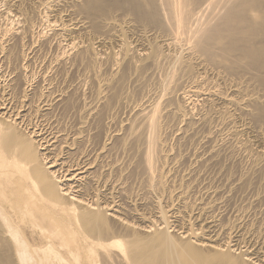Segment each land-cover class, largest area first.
Listing matches in <instances>:
<instances>
[{
  "label": "bare ground",
  "instance_id": "bare-ground-1",
  "mask_svg": "<svg viewBox=\"0 0 264 264\" xmlns=\"http://www.w3.org/2000/svg\"><path fill=\"white\" fill-rule=\"evenodd\" d=\"M7 1L10 5L4 17L8 22H5V27H0V54L6 56L5 53L12 52L14 45L10 49L8 45L13 38L19 39L18 47L15 40L13 42L17 48L22 46L24 53H40L37 50L45 49L40 47L46 29L38 32L36 28L47 25L48 29L55 30V34L52 39L43 41L45 50L52 56L49 62L46 60L49 65L45 64L44 72L34 71L29 64L31 60L28 64L20 63V85L23 89L22 94L19 92L21 99L17 101L19 108L14 105V97L20 91L17 88L18 91H14V86L18 85L8 84V91L4 90L7 97L0 101V264H264L257 248L251 253L246 247L251 240H242L243 232L239 235L244 221L236 220L235 226L227 228L221 224L220 214H214L218 201H212L214 198L211 197L219 195L217 186L215 189L204 187L205 184L201 187L207 168L212 169L211 166L223 153L240 152L245 155L251 161L252 174L253 171L261 172L259 169L262 167L264 169V0ZM17 17L21 18L20 27L10 22ZM53 40L57 41L56 47ZM62 40L67 41V49L62 47ZM133 41L136 45L132 44ZM95 45L101 47L100 51ZM114 47L118 48L119 54ZM69 59L73 62H69L70 67L82 69L86 75L80 73L82 71L76 74L88 77L92 81L89 85L93 84V90L90 87L92 96L86 95L88 99L91 96L90 101L86 99L83 107L77 105L81 108V116L76 112L78 118L74 113L77 115V120L73 119L77 122H74L80 121L79 125L73 122L75 128L78 125L77 130L70 131L69 127L66 130V126L61 128L54 123L58 120L56 116L57 120L53 121L54 106L59 101L63 103L69 93L67 97L72 99L67 98L69 102L66 105L81 103L74 101L82 100L80 95L85 92L81 90L84 94L77 95L76 84L72 89L75 88L80 99L73 94L74 99L71 92L67 95L63 91L54 93L53 90L59 86L57 84L52 89L55 78L51 76L50 79L47 74L54 64L66 66ZM72 72L76 79L75 69ZM66 75L64 81L67 80ZM38 76L42 77L43 85L40 88L35 86L37 89L34 91V79ZM80 78L84 81L83 77ZM196 100L203 102L197 111ZM103 105L107 109L113 107L114 110L119 106V109L128 111L127 117L121 121L112 114L120 124L115 122L117 129L110 130L111 133L104 134L105 137H102L103 131L101 134L100 130L93 132L90 129L91 121H97L98 117V125L93 124L98 127L104 121L101 117L106 115L105 112L112 111L106 110L101 116L98 111ZM101 111L103 114V109ZM109 117L112 118L108 116L107 120ZM169 122L170 125L175 122V126L170 127ZM99 128L106 131L104 125ZM168 130L177 138L176 143L184 148L191 147L189 152L187 149L191 153L187 155L191 156L187 160L189 162L185 160V150L182 156L180 149L176 153L175 146L167 141L168 136L171 138ZM248 134H253L260 144L255 145L256 142L248 137L242 138ZM115 137L116 144L123 151L134 150L133 157L140 153L137 156L140 157V168H134L136 173L142 168L146 174L145 187L147 185V191L153 195L149 201L154 209L152 215L135 208L131 210L142 224L123 217L126 209L114 201L115 194L123 185L118 176H114H117V181L110 175L102 177L94 170L105 158L114 157L115 154L111 156V153L119 148L114 145ZM93 145H97L93 149L95 155L89 159L88 154H93L89 147L93 148ZM77 150L85 158L81 163L70 159L73 154L76 157ZM119 160H111L113 163L107 169L108 174L118 167ZM128 160L125 162L127 166ZM126 167L128 169L129 166ZM64 168H67L66 174L60 172ZM131 168L134 172L133 166ZM142 169L140 174L144 173ZM119 170L120 175V172L124 174L127 171ZM222 170L220 168L216 173L222 174ZM208 173L210 175L211 172ZM252 174L249 177L240 175L231 182L240 184L245 177L252 178ZM262 174L264 176V172ZM209 177L212 176L206 178ZM254 178L256 182L257 178ZM244 181L242 185L247 183ZM208 183L205 186H210ZM224 186L219 185V188L222 190ZM239 186L236 191L241 190ZM196 188L207 197L206 201L209 197L211 199L201 206L199 204L198 208L189 201L190 191ZM245 189L241 191H247ZM258 197L255 200H259ZM103 198H106L104 202L101 201ZM167 202L168 206L165 205ZM127 208L132 209L131 206ZM194 209H198L197 212L194 213ZM235 233L237 240L234 237L236 244H233ZM224 237L226 239L220 243ZM255 254L258 257H254Z\"/></svg>",
  "mask_w": 264,
  "mask_h": 264
},
{
  "label": "rangeland",
  "instance_id": "rangeland-1",
  "mask_svg": "<svg viewBox=\"0 0 264 264\" xmlns=\"http://www.w3.org/2000/svg\"><path fill=\"white\" fill-rule=\"evenodd\" d=\"M4 4H3V3ZM0 10H1V12H0V25L1 24H3V25H1L0 27L1 28H3V26L5 27L6 26V23L8 22L7 20H6V18L4 17V12H5V10H7V8L9 7V5H10V2L9 1H7V0H0ZM8 5V6H7ZM3 10V11H2ZM3 13V14H2ZM3 18V19H2ZM13 19V20H12ZM11 20L13 21H10L12 24H13V26H15V27H20L21 26V18H19V17H17V18H12ZM16 19V20H15ZM5 20V21H4ZM2 21V22H1ZM6 22V23H5ZM5 23V24H4ZM20 24V25H19ZM45 27V28H44ZM43 29V31H44V29H46L45 30V33H44V35H46V36H44V40L46 41V38H47V40L48 39H52L53 37H54V34H55V30H52L50 27H49V29H48V26L47 25H45V26H43V27H40V28H36V31H40V30H42ZM48 29V30H47ZM51 29V30H50ZM15 41H14V40ZM12 40L15 42V44L19 41V39L18 40H16L15 38H13ZM43 40V41H44ZM133 40V39H132ZM131 40V41H132ZM11 42L12 43V45H11V43H9V45H8V48L10 49V47H13V45H14V49L12 50V48H11V51L13 52L14 50L17 52V56L15 55V51L13 52V54H12V52H7V53H5V54H7L6 56L4 55V54H0V66H1V71H0V101H2L1 99H3L6 95H5V91L4 90H6V91H8L7 90V88H8V84H12V86H14V85H18V86H14V91H18V90H20V91H18V93L17 92H15V94L14 95H16V93H17V95L14 97L15 98V102H14V105H15V108L16 109H18L19 108V101H20V99H21V94H22V89H23V87H21V86H23V85H20V84H22V78L20 77V67H21V65H20V63L21 64H23V62H30V60L34 63H29L30 65H32V68H33V70L34 71H38V72H42L43 70L45 71L46 69H44V67L46 68L48 65H49V61H50V57H52L51 56V54L49 53V55H48V53H47V51L45 50L46 49V46L43 44L44 42L42 41V47H40V49L41 48H45L44 50L43 49H41V50H37V52H40V53H42V55L40 56V53H36V51H26L27 53H24V51L22 50V46H19L20 48H17L18 47V45L17 44H20L19 42L16 44L17 45V47H15L16 45L14 44V42ZM29 42V41H28ZM53 44H55L54 46L56 47L57 46V41L56 40H53ZM53 44H52V47H54L53 46ZM65 44V45H64ZM133 45H136V43L133 41V43H132ZM11 45V46H10ZM44 45V46H43ZM66 46H67V41H65V40H62V47H64V48H66ZM95 47H96V50L97 51H100V48L101 47H99L98 45H95ZM115 48V47H114ZM113 48V49H114ZM17 49V50H16ZM67 49V48H66ZM22 50V51H21ZM118 54H119V51H118V48H115L114 49ZM8 51H10V50H8ZM21 51V52H20ZM52 51H54V50H52ZM31 52V53H30ZM18 53H21L20 55L18 54ZM24 53V54H23ZM35 53H36V55H35ZM47 53V55H45ZM12 54V55H11ZM75 55V52L74 53H72V55H71V57H73L74 55ZM8 55L11 57V59H10V57L9 58H7L8 57ZM15 55V56H14ZM19 55V56H18ZM43 55H45V56H43ZM4 56H5V58H4ZM12 56H13V58H12ZM22 56V57H21ZM29 56V57H28ZM39 56H40V58H39ZM15 57H17V59L15 58ZM26 57V58H25ZM48 59H47V58ZM22 60H21V59ZM24 58H25V61H23L24 60ZM39 58V59H38ZM4 59V60H3ZM7 59V60H6ZM12 60V61H10V60ZM20 59V60H19ZM71 59V58H70ZM68 60V62H67V64H69V62H70V64H72L73 62L71 61V60ZM5 60H6V62H5ZM42 60V61H41ZM48 62H47V61ZM19 64H18V63ZM5 63H7V64H5ZM17 63V64H16ZM27 63V64H28ZM41 63V64H40ZM45 64L47 65V66H45ZM60 64V63H59ZM54 64V66H53V69H49L48 71H47V74H48V77L50 78L51 76V78L53 79V78H55V79H53V86H52V89H54V87L57 85V86H59V88L57 87H55L56 89H54L53 91H54V93H58V91H59V93H62V91H63V93H65L66 95L69 93V92H71L72 94H71V96L73 95V94H75V96H77L78 95V93L79 94H84V92H85V94L83 95V96H81L80 95V98L82 97V100H76L75 98V96L73 95L72 97L75 99V101H74V103L76 102V101H78V102H81V103H78V104H73V103H71V105L72 106H70V105H66V104H68L67 102H69V100H70V98L69 97H67V96H65V98L64 99H66V100H64L63 99V103L65 104V106H68V108L65 110V106L63 107V103H62V101H59L57 104H55V106L56 105H58L57 106V110L55 109V106H54V109H53V113H54V119H53V121L54 120H57V121H54V123L57 125V126H60L61 128H63L64 126H66V128L64 127V129H66V130H68L69 128V131L70 130H77L76 128L78 127V125H79V120H81V119H78V123H75V122H77V121H75V120H77V113L76 112H78L79 113V115L81 116V108H77L79 105H81V106H79V107H83V105H84V103H86L87 101H86V99H88V97L86 96L87 95V93L88 94H90L91 96H92V90H93V84H91V85H89L90 83H92V81L90 82L89 81V78L88 77H84L82 74H81V76H79L80 75V73H83V74H85V72H84V70L82 71V69L80 70V69H76L75 67L73 68V67H70L71 65L69 64V65H67L66 64V66L64 65V64ZM5 65V66H4ZM19 66L18 68L16 67V66ZM39 65H40V67H39ZM57 65H59V69H61V70H59L58 68H57ZM64 66V67H63ZM35 67V68H34ZM56 67V68H55ZM61 67V68H60ZM66 67H68L67 68V70H66ZM16 70H15V69ZM65 68V70L63 71L64 72V76H65V74H67L66 76H67V80H63V73H62V69H64ZM7 69V70H6ZM13 69L16 71H13ZM55 69L59 72V73H61L62 74V77H61V74H60V76H58L57 75V71L55 72ZM72 69H73V71H74V69H75V73L74 74H76V72H79V71H82V72H80V73H77V74H79V75H77L76 76V79H75V77H74V75H73V72L71 73V71H72ZM69 70V71H68ZM43 71V72H44ZM61 71V72H60ZM67 71L70 73V74H68L67 73ZM10 72V73H9ZM15 72V73H14ZM19 72V73H18ZM52 72V73H51ZM66 72V73H65ZM3 73V74H2ZM14 73V74H13ZM17 73L19 74V78H18V76H17ZM6 74V75H5ZM11 74V75H10ZM55 74V75H54ZM72 74V75H71ZM57 75V76H56ZM86 75V74H85ZM22 76V75H21ZM24 76V75H23ZM54 76V77H53ZM71 76V80L69 79V77ZM72 76L74 77V79L72 78ZM17 78L18 80H17V82H19V84H17L16 83V81H14V80H16L15 78ZM57 77V78H56ZM59 77H61V78H59ZM79 77H83L84 78V81H83V79H79ZM14 78V80L12 81V79ZM39 78V79H38ZM38 78L36 77L35 79H34V91L37 89H35V86L37 87L38 86V88H40L43 84V79H41L42 77H39L38 76ZM50 78V79H51ZM86 78H88V80L86 79ZM10 79V80H9ZM21 79V80H20ZM60 79V80H59ZM75 81L74 83H70V81ZM36 80V81H35ZM42 80V81H41ZM58 82H57V81ZM87 80V81H86ZM10 81H11V83H10ZM67 81H69V82H67ZM89 81V82H88ZM4 82H5V84H4ZM21 82V83H20ZM38 82H39V84H38ZM41 82V83H40ZM59 82H60V84L61 85H59ZM62 82V83H61ZM65 84H64V83ZM77 82V83H76ZM80 82H82L81 84H80ZM85 84H84V83ZM88 82V83H87ZM71 85H70V84ZM78 83L80 84V85H78ZM14 84V85H13ZM37 84V85H36ZM41 84V85H40ZM68 84L70 85V86H68ZM77 84V85H76ZM84 84V85H83ZM6 85V86H5ZM19 85H20V87H19ZM40 85V86H39ZM76 85L77 87H75L76 88V90L78 91H76L75 90V88L74 89H72L74 86ZM3 86V87H2ZM66 87V89L68 90H66L65 89V87ZM68 86V87H67ZM79 86V87H78ZM81 86H83V87H81ZM6 87V88H5ZM60 87H61V89H60ZM70 87V88H69ZM82 89H81V88ZM92 88V90H91V88ZM16 88L18 89V90H16ZM63 88H64V90H63ZM134 88V87H133ZM132 87H131V89H133ZM61 90V91H60ZM72 90H74V91H72ZM81 90L82 91H84V92H82L81 93ZM88 90V91H87ZM3 91V92H2ZM56 91V92H55ZM65 91V92H64ZM75 91L77 92V95H76V93H75ZM90 91H91V93H90ZM19 92H21V94L19 93ZM74 92V93H73ZM4 93V94H3ZM33 95V94H32ZM18 96V97H17ZM35 96V95H34ZM70 96V95H69ZM89 96V95H88ZM91 96H90V99H91ZM7 97V96H6ZM6 97L4 98V99H6ZM17 97V98H16ZM86 97V98H85ZM20 98V99H19ZM69 100H68V99ZM79 98V96H77V99ZM79 98V99H80ZM85 98V99H84ZM34 99H35V97H34ZM72 99V98H71ZM73 99V100H74ZM84 99V100H83ZM90 99H88V102L90 101ZM73 100H71V102L73 101ZM18 101V102H17ZM66 101V102H65ZM83 101V102H82ZM202 100H196V105L197 106H195V110L197 111V109L199 110L200 108H202V106H203V102H201ZM17 103V104H16ZM62 103V104H61ZM77 103V102H76ZM202 103V104H201ZM59 104H61L60 106H59ZM78 105V106H77ZM70 106V107H69ZM76 106V107H75ZM201 106V107H200ZM59 107V108H58ZM72 107H73V109H72ZM105 107V105H103V108L100 106V108H101V110L103 109V114H101V110L100 111H98V112H100V115L102 116H104V112L106 111V110H108L109 111V109L111 110L112 109V111H109L110 113H111V115H109L110 113L108 112V113H106L105 112V118L104 117H101V119L103 118V120L104 121H102L101 122V125L100 126H98V127H101L102 125H104V128H105V130L106 131H104V130H102V128H99L98 129V127H96L97 125H98V117H97V121L95 120V121H91V124L92 125H90L91 126V128L90 129H92L91 131H93V132H96V131H101V134H102V131H103V134H102V137H105L106 135H109L110 133H111V131L112 130H114V129H117V128H115V126L114 125H116L115 124V122H116V119L115 118H117V121H121L122 119H124V118H126L127 117V109H122L121 110V108L119 109V106L118 107H115L114 108V110H113V107H111V108H104ZM77 108V109H76ZM99 108V109H100ZM118 108V109H117ZM61 109V110H60ZM78 109H79V111H78ZM98 109V110H99ZM117 109V110H116ZM77 110V111H76ZM119 110V111H118ZM55 111V112H54ZM56 111H57V113H56ZM62 111V112H61ZM74 111V112H73ZM117 113H116V112ZM69 113V115H68V113ZM73 112V113H72ZM77 114V115H75V114ZM57 114V115H56ZM61 114V115H60ZM64 114V115H63ZM115 116V118H113V115ZM116 114V115H115ZM67 115V116H66ZM70 115H72V117L70 116ZM73 115H75V116H73ZM79 115H78V118H79ZM99 115V116H100ZM56 116H57V119H56ZM58 116H59V118H58ZM98 116V115H97ZM108 116H111L112 118H108V120H107V117ZM62 117V118H61ZM65 117L67 118V119H65ZM68 117H69V119H68ZM64 118V119H63ZM81 118V117H80ZM100 118V117H99ZM61 119V120H60ZM73 119H75V120H73ZM110 119V120H109ZM113 119V120H112ZM61 122H60V121ZM71 120V121H70ZM106 120V121H105ZM115 120V121H114ZM65 121V122H64ZM75 121V122H74ZM112 121H114V122H112ZM61 124H60V123ZM73 122H74V124L76 125V124H78L77 126H76V128H75V126H74V124H73ZM93 122V123H92ZM97 124H96V123ZM103 122H105V123H103ZM109 122H111V123H109ZM72 123V124H71ZM114 123V124H113ZM117 123V122H116ZM172 123V122H171ZM93 124H95V125H93ZM107 124V125H106ZM108 124H109V126H108ZM118 125L120 124V122H118L117 123ZM169 125H170V122L168 123ZM173 124V125H172ZM171 125H170V127H174L175 126V122H173ZM62 125H64L63 127H62ZM71 125H73V126H71ZM118 125H116V127H118ZM96 127L95 129H94V127ZM168 126V125H167ZM176 126H178L177 125V123H176ZM69 127V128H68ZM111 127H114V128H111ZM74 128V129H73ZM109 128V129H108ZM98 129V130H97ZM96 130V131H95ZM107 130H108V132H107ZM202 130H204L205 132H207L208 130H206V129H202ZM169 131V135H171V138H170V136H168V138L169 139H171V140H168V138H167V141L168 142H170L169 144L170 145H173V147L175 146V151H176V153H177V151L180 149V151H181V153H179V154H181L182 156H183V154H184V152L186 151V153H185V160L187 161V160H189V159H191V156L189 157V156H187V155H190L188 152H189V150H190V148L191 147H189V148H186V146H185V148H184V146L182 147L181 145H179L180 143H176V140L175 139H177L176 137H175V135H173V133L171 134V130H168ZM204 131H202V132H204ZM104 132H106V133H104ZM123 132V131H122ZM104 134H105V136H104ZM123 134V133H122ZM250 134V133H249ZM243 135L242 136V138H244V139H247V137H248V139H251V140H253L254 142H256L255 143V145H259L258 144V141H257V139H254L255 137L253 136V134H251L252 136H250V135ZM246 136V137H245ZM251 137V138H250ZM103 139V138H102ZM114 139V141L117 139L116 137L115 138H113ZM113 139H112V145H113V143H114V141H113ZM172 141V142H171ZM177 142H178V140H177ZM97 143H99L98 141H97ZM116 143H118L117 141H115V144L114 145H116V147H119V145L118 144H116ZM100 144V143H99ZM113 145V150H115V146ZM118 145V146H117ZM178 145H179V147H182V148H179L178 147ZM97 147V145H93V148H92V146L91 147H89V149H90V151L93 153L92 155H91V153L90 154H88V158L89 159H91L94 155H95V152H94V147ZM115 147V148H114ZM178 147V148H177ZM188 147V146H187ZM256 147V146H255ZM120 148V147H119ZM119 148H116V151H115V153H114V151L111 153V156L113 155V154H115L114 155V157L112 156V157H110V158H105L107 161H105V159H104V161L102 162V163H100L98 166H96L95 167V171H98V172H96L97 174H99V175H101L102 177H103V175H104V177H108L109 175V177H111L112 179H113V177L115 176V175H117L118 176V178H119V181L120 182H122V188L120 189V190H123L122 192H124L123 194H121L122 192H120V190L119 191H117V193L115 194V197L113 198L114 199V201L117 203V204H119L120 206H122L124 209H126V211L125 212H127V213H125L124 215H123V217H125L126 219L128 218V220H130V221H132V222H136V220H137V222L136 223H138V224H142L141 223V221H139L137 218L135 219V216H133L132 215V213H131V210L132 211H134L135 209L137 210V211H139V212H141V211H143V213L145 212V213H148V214H153V211H154V209L152 208V206H153V204H150L151 203V201H149V200H152L151 198L153 197V195H151L148 191H147V185H146V187H145V183L147 182L146 180H145V178L144 177H146V176H144V175H146L145 174V172L143 171V169H142V172H144L143 174H140L141 173V169H138L137 170V173H136V169L134 168L135 166L137 167V168H140L139 167V164H138V162H139V158H137V156H138V154H140V153H136L137 154V156H135V157H133V155L132 154H134L135 155V152H134V150H133V152L131 151L130 152V150H128V153L126 152V151H123V149H119ZM184 148V149H183ZM118 149V150H117ZM182 149V150H181ZM187 149H188V152H187ZM80 150V149H79ZM79 150H77V152H76V157H75V154H73L72 155V157L70 158L74 163H81V162H83L84 160H85V158H84V156L83 155H81V154H78V153H80L79 152ZM93 150V151H92ZM185 150V151H184ZM183 151V152H182ZM116 152H117V154H116ZM130 152V153H129ZM137 152V151H136ZM125 153H126V155H125ZM229 154H230V152H228ZM234 152H231V155H229V154H227L226 155V153L224 154H222L221 155V157H218V159H216V162H215V164H213L212 166H211V168L212 169H210V167H208L207 168V170H208V172H211L210 173V175H209V173L207 172V170H206V173L204 174L205 175V178L202 176V179L204 180V181H202L201 182V187L205 184V185H207V183H208V185H210V186H205L204 185V187H212V189L214 188L215 189V187L217 186V188L220 190V193H219V195L217 196V195H215V196H217V198L215 197V196H212L211 197V199L212 198H214V199H212V201L213 200H216V201H218V203L216 202V207L214 208V210H213V212H214V214H220V216H221V220H220V222H221V224H223L224 226H226L227 228H229V227H233V226H235V224H237L238 222H239V220L240 221H244L243 222V228H242V230L239 232V235L241 234V232H243L241 235V238L243 237V239L242 240H246L247 242H249L250 240V242H249V245H246V247L248 248L249 247V250L251 251V253L254 251V249L255 248H257V250H258V252H260L259 253V255H260V260H264V183H260L259 181H263V177L264 176H262L263 174V172H264V169H263V167L262 168H260L259 169V171H261V172H254L253 171V174L251 173V164H249V163H251V161L248 159V158H245V155H242V153H240V152H236V153H234ZM127 154H128V157H127ZM132 155V157H133V159L130 157L131 155ZM78 155H80V156H78ZM130 155V156H129ZM233 155H234V157H233ZM240 155H242V156H240ZM224 156V157H223ZM226 156V157H225ZM236 156V157H235ZM83 157V158H82ZM125 157L127 158L126 160H125ZM130 157V158H129ZM74 160H73V159ZM77 158H79V159H77L78 161H76V159ZM116 158V159H115ZM135 158H137V159H135ZM229 158V159H228ZM84 159V160H83ZM121 161H120V160ZM129 159V160H128ZM220 159H222V160H220ZM236 159V160H235ZM111 160H114V162L116 161L117 162V160H119L118 161V169L117 168H115L114 170H113V172L112 171H110V174H108L109 172H108V170H109V165L111 164V163H113ZM123 160H125L124 162H122ZM127 160H128V162H129V164H128V166H127ZM132 160H134V161H132ZM232 160V161H231ZM244 160V161H243ZM249 160V161H248ZM72 161H69L70 162V164L71 163H73ZM108 161H109V163H108ZM111 161V162H110ZM132 161V162H131ZM137 161V162H136ZM218 161H221V162H218ZM236 161V162H235ZM106 162V163H105ZM122 162V163H121ZM126 162V163H125ZM187 162H189V161H187ZM186 162V164H188ZM244 164H243V163ZM108 164V165H105V164ZM134 163H137L138 164V166L135 164V165H133ZM220 163V164H219ZM222 163H224V165L222 164ZM226 163V164H225ZM236 163H237V165H236ZM240 163H242V164H240ZM104 166H103V165ZM120 164L122 165V166H120ZM125 164V165H124ZM221 164H222V167H227V169H225V168H223V170H222V167H220L221 166ZM101 165L103 166V167H101ZM131 165V166H130ZM218 165V166H217ZM220 165V166H219ZM248 165H250V170H249V166ZM105 166H107V167H105ZM124 166V167H123ZM128 167V169H125V167ZM133 166V169H135L134 170V172H133V170H130V169H132L131 167ZM214 166H216V167H214ZM229 166L233 169V170H231V168L229 169ZM236 166V167H235ZM238 166V167H237ZM101 167V168H100ZM121 167V168H120ZM126 167V168H127ZM239 167H241V168H239ZM97 168V169H96ZM98 168H100V170H98ZM103 168V169H102ZM104 168H106L105 170H104ZM220 168H221V170H222V174H221V172L219 173V175H218V173H216L218 170H220ZM236 168H237V170H236ZM248 168V169H247ZM108 169V170H107ZM119 169H121L122 171L123 170H127L124 174L122 173V172H120L121 173V175L119 174ZM214 169V170H213ZM229 169V170H228ZM263 170V172H262V170ZM102 170V171H101ZM118 170V171H117ZM210 170V171H209ZM212 170V171H211ZM216 170V171H215ZM228 170V171H227ZM233 172H231V171ZM244 170H245V172H244ZM67 171V168H64V169H62V171L60 170V172H62V173H67L66 172ZM104 171V172H103ZM106 171H107V173H106ZM115 171V172H114ZM225 171L226 172H228V174L229 175H231V176H229L228 174H226L225 173ZM246 171L247 172H250L249 174H252V178H254V177H256V176H258V177H256L257 178V180H255L256 182H254V180L252 179V178H247V177H245L241 182H240V184H239V182L238 183H236V184H234V183H232L233 181V179L234 180H236L238 177L240 178L242 175L244 176L245 174L249 177V174H247L246 173ZM101 172V173H100ZM139 172V173H138ZM214 172V173H213ZM238 173V175L236 174H234V173ZM241 172L243 173L242 175H241ZM102 173H104V174H102ZM126 173L128 174V173H130L131 174V176L128 174L126 177H125V175H126ZM133 173V174H132ZM135 173V174H134ZM208 173V174H207ZM240 173V174H239ZM258 173V174H257ZM261 173V174H260ZM140 176H139V175ZM181 174V173H180ZM216 174L218 175L217 177H216ZM224 174H226V175H224ZM256 174V175H255ZM124 175V176H123ZM143 175V176H142ZM179 175V174H178ZM227 175L231 178H227ZM233 175V176H232ZM234 175H235V177H234ZM241 175V176H240ZM260 175L262 176V179H261V177H260ZM117 176L116 177H114V179L113 180H117L118 181V178H117ZM121 176V177H120ZM139 176V177H138ZM208 176H212V177H209V178H206V177H208ZM222 177V180H219V179H221L220 177ZM224 176V177H223ZM225 176H226V178H225ZM124 177V178H123ZM135 177H136V179H135ZM232 177H234V178H232ZM117 178V179H116ZM127 178V180H125ZM147 178V177H146ZM214 178V179H213ZM216 178V179H215ZM223 178H225V179H223ZM236 178V179H235ZM256 178H254V179H256ZM138 179H139V181H138ZM201 179V180H202ZM207 179V180H206ZM211 179V180H210ZM248 179V180H247ZM251 179V180H250ZM123 180H124V182L125 183H123ZM131 180H133V181H131ZM134 180H135V182H134ZM137 180V181H136ZM145 182H144V181ZM214 180V181H213ZM218 180V181H217ZM228 180V181H227ZM229 180H230V182H231V184H230V182H229ZM244 180H246L247 181V183L246 184H244V185H242L241 183H244L245 181ZM253 180V181H252ZM259 180V181H258ZM129 181V182H128ZM227 181V182H226ZM251 182L250 183V185L252 184L253 186V188L252 187H250V185L248 184L249 182ZM211 182V183H210ZM227 183H229V185L227 184V186H226V184ZM264 182V181H263ZM131 183H132V185H131ZM144 184V185H143ZM147 184V183H146ZM255 184V185H254ZM263 184V185H262ZM125 185V186H124ZM129 185V186H128ZM143 185V186H142ZM178 185H179V183H178ZM186 185V184H185ZM219 185H220V187L223 185H225L224 187H222L223 189V191L219 188ZM234 185V186H233ZM236 185H238L237 187H236ZM239 185H241V190H243L244 188H246L245 190H247V191H245V192H243V191H241V190H235V189H237L238 187H240ZM247 185V186H246ZM256 185L258 186V188L256 187ZM126 186H128V187H126ZM138 186H139V188H138ZM230 186V187H229ZM244 186H246V187H244ZM248 186H249V189H248ZM260 186V187H259ZM132 187V188H131ZM137 187V188H136ZM226 187H229V188H231L232 187V189L230 190L229 188H227L226 189ZM244 187V188H243ZM256 187V188H255ZM141 188V189H140ZM143 188V189H142ZM216 188V189H217ZM233 188H234V190H233ZM243 188V189H242ZM262 188H263V190H262ZM146 189V190H145ZM197 189V188H196ZM224 189H226L227 191H225ZM254 191H252V190ZM257 189V190H256ZM259 189V190H258ZM261 189V190H260ZM139 190H141V191H139ZM193 190H195V189H192L191 191H190V194H189V196H190V198H189V201L190 202H192L193 204H194V207H196V208H198L199 207V204H200V206H201V204H203V203H206V202H209V201H211V199H210V197H209V201L207 200L206 201V199H207V197L205 196V195H202V192L200 191V189H197V190H195V191H193ZM228 190H230L231 192H229ZM135 191H136V193H135ZM197 191H199V192H197ZM225 191V192H224ZM236 191V192H235ZM262 191V192H261ZM127 192V193H126ZM147 192L149 193V194H147ZM223 192V193H222ZM234 192V193H233ZM239 192V193H238ZM242 192H243V194H242ZM126 193V194H125ZM132 193V194H131ZM138 193V194H137ZM198 193V194H197ZM222 193V194H221ZM226 193V194H225ZM234 195H233V194ZM259 196H256V194ZM260 195H259V194ZM128 194V195H127ZM136 194V195H135ZM141 194V195H140ZM142 194H144V195H142ZM196 194V195H195ZM263 194V195H262ZM120 195H121V197H120ZM125 195V196H124ZM132 195V196H131ZM151 195V196H150ZM227 195H228V197H227ZM255 197H254V196ZM148 196V197H147ZM202 196V197H201ZM253 196V197H252ZM117 197H120L119 199L117 198ZM144 197V198H143ZM150 197V198H149ZM221 197V198H220ZM230 197V198H229ZM258 197V199L259 200H255L256 198ZM262 198V200H261V198ZM133 198V199H132ZM137 198V199H136ZM201 198H203V199H201ZM206 198V199H205ZM216 198V199H215ZM224 198V199H223ZM229 198V199H228ZM118 199V200H117ZM127 199V200H126ZM131 199V200H130ZM201 199V200H200ZM205 199V200H204ZM219 199H220V202H219ZM251 199V200H250ZM106 200V198H103V199H101V201L102 202H104ZM120 200V201H119ZM124 200V201H123ZM230 200V201H229ZM256 202H255V201ZM111 201V200H110ZM121 201H123V202H126V204L125 203H123V202H121ZM202 201V202H201ZM205 201V202H204ZM249 201H251V202H254V204L253 203H251V202H249ZM258 201H262V202H258ZM119 202V203H118ZM145 202V203H144ZM146 202H148V204L146 203ZM222 202V203H221ZM127 204H128V206H127ZM134 204H135V206H134ZM165 205L166 206H168L169 205V202H167V203H165ZM238 205V206H237ZM240 205V206H239ZM131 206V208L132 209H129V208H127V207H130ZM143 206V207H142ZM147 206V207H146ZM247 206V207H246ZM146 207V208H145ZM237 207V208H236ZM135 208V209H134ZM150 208V209H149ZM168 208V207H167ZM218 208H220V209H218ZM242 208V209H241ZM248 208V209H247ZM252 208V209H251ZM218 210V212H217V210ZM254 209V210H253ZM128 210V211H127ZM145 210V211H144ZM195 211H194V213L195 212H197V210L196 209H194ZM237 210V211H236ZM248 210V211H247ZM150 211V212H149ZM252 211V212H251ZM255 211V212H254ZM258 211V212H257ZM260 211V212H259ZM129 212H130V214H129ZM240 212V213H239ZM254 213V214H253ZM256 213V214H255ZM258 213V214H257ZM260 213V214H259ZM126 214H128V217H126L127 215ZM222 214V215H221ZM133 217H132V216ZM240 217H239V216ZM251 215V216H250ZM248 216V217H247ZM253 216V217H252ZM224 217V218H223ZM259 218V219H258ZM262 218V219H261ZM242 219V220H241ZM244 219V220H243ZM249 219V220H248ZM135 220V221H134ZM238 222H237V221ZM250 221V222H249ZM260 221H262V222H260ZM237 222V223H236ZM260 222V223H259ZM228 223V224H227ZM245 223V224H244ZM257 223H259V224H257ZM233 224V225H232ZM247 226V227H246ZM251 226V227H250ZM257 226V227H256ZM245 227V228H244ZM256 229V230H255ZM259 229V230H258ZM244 231H245V234H244ZM247 231V232H246ZM255 232V233H254ZM252 234V235H251ZM235 235V236H234ZM245 235V236H244ZM237 234L235 233V234H233V237H232V239H233V244H236V242H235V238H236V240H237ZM260 238H259V237ZM235 237V238H234ZM245 237V238H244ZM253 237V238H252ZM256 237V238H255ZM226 239V237H224L221 241H220V243H223L224 242V240ZM250 239V240H249ZM257 240V241H256ZM223 241V242H222ZM256 241V242H255ZM252 242V243H251ZM254 242V243H253ZM263 244V245H262ZM251 245V246H250ZM253 245V246H252ZM242 246H244V245H242ZM260 246V247H259ZM250 247H252V249L250 248ZM238 248V246H235V249H237ZM259 248V249H258ZM261 249V250H260ZM262 254V255H261ZM257 256V254H255L254 255V257H256ZM258 257V256H257ZM262 258V259H261Z\"/></svg>",
  "mask_w": 264,
  "mask_h": 264
}]
</instances>
